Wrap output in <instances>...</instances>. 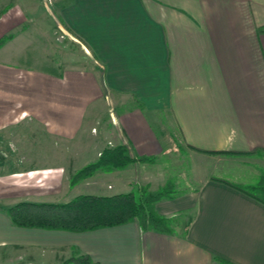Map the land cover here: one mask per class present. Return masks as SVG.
<instances>
[{
	"label": "crops",
	"instance_id": "crops-1",
	"mask_svg": "<svg viewBox=\"0 0 264 264\" xmlns=\"http://www.w3.org/2000/svg\"><path fill=\"white\" fill-rule=\"evenodd\" d=\"M0 7L11 21L40 19L42 7L77 50L74 64L54 62L56 51L36 64L30 45L17 56L25 33L0 31L9 35L0 46V188L19 190L11 204L0 193L2 264H63L83 255L97 264H264V205L225 182L245 183L211 175L155 204L172 220L169 234L135 222L82 233L27 229L5 214L61 194L7 181L51 172L58 178L49 185L60 183L74 138L94 143L92 162L116 146L132 159L154 160L104 174L113 176L112 195L158 189L148 167L169 138L164 119L169 143L192 155L195 181L213 156L207 152H264V0H0ZM48 37L49 45L50 30ZM19 122L26 134L13 128ZM8 139L15 158L6 155ZM59 151L65 160H52Z\"/></svg>",
	"mask_w": 264,
	"mask_h": 264
},
{
	"label": "rangeland",
	"instance_id": "rangeland-1",
	"mask_svg": "<svg viewBox=\"0 0 264 264\" xmlns=\"http://www.w3.org/2000/svg\"><path fill=\"white\" fill-rule=\"evenodd\" d=\"M5 7L9 8L11 6H5ZM8 8L3 9V7H0V31L4 29L6 31V29L9 26L11 27L10 30L15 29L16 32H20L22 34L25 33V37L19 39L16 43L17 44L16 47H18L16 48L17 52L19 48L20 49L22 48L23 51L19 49L22 55L25 50L24 47L30 45L31 46L30 53H32L38 59L37 62H34L36 64H38V62L39 64L45 63V57L46 59L48 58L47 60H50L51 57L48 51H53V52L56 51L55 57L54 58L52 57L54 62L56 61L58 62L62 60L67 61L69 64L71 63L74 64L77 62L76 48H74V46L72 45L69 46L70 44H67L66 42V41H70L71 38L70 35H67L62 30H59L58 28L59 24H57L58 23L57 21L48 20L49 17H46L45 19L43 16L47 15V13L46 11H44L42 7L39 11L40 12L39 14L43 15L42 18L37 20H21V21H11L7 19L3 20L4 16L10 11ZM48 9L49 6H47V10ZM50 10L54 12L53 7H51ZM49 30L53 32V38H52L53 42L52 44L48 45V43H50L49 42L50 39L48 37ZM8 39H9V35L5 37L0 36V46ZM20 53L18 52L17 55L18 57H20L19 55ZM25 53H27V50H25ZM42 94H44L43 91ZM42 94L40 97H44ZM37 100L39 101L40 99L37 98ZM7 103H9L10 105H15L16 108L18 109L26 108V106H28L26 101L19 102V104L18 102L15 101L7 102ZM44 104L45 102L41 100L40 105L43 106ZM151 119L152 118H150V120ZM163 121L165 123L166 134H168L169 138L166 139L167 143H164L162 155L158 157L154 165L148 167L149 170L151 171V174L156 176L155 180H157V182L154 185H156L158 189L154 190V189H148L143 186L142 187L136 186L133 188L134 190L144 189L147 192H155L157 190H160L165 185L171 184V189H172L171 193L174 196H176L179 195L181 192H189L190 190L195 188V186L198 184V181L200 179H203L204 177H208L209 175H211L214 178L230 181L233 183L252 184L259 178L261 173L264 172V152H254L251 153L250 155H243V156L213 155L209 157L210 159L207 161L206 165H202V168L203 169L206 168V171L203 169L201 170L198 169L197 173H199L200 175L198 174L199 177L196 178L197 181H195L194 174L192 172V165L189 163L190 157L192 155H189V153L185 149L179 147L177 143L172 144V141L171 143H169L170 142L169 140H171L170 138H172V132L166 125L167 120L164 119ZM25 122H27L26 119ZM25 122H19L13 128H15L17 132L22 131L24 134H26L27 132H25V130L27 129V127L25 126L26 124ZM19 135H21V132H19ZM9 142H10L9 139L5 141L6 155L8 157L15 158L16 155L18 154L17 149L16 148L9 149V145H8ZM23 143L24 146L32 145V143H29L28 140L23 141ZM93 144L94 143H91L92 145L91 146L90 144H88V142H83L77 140L76 138H74V140L69 142L68 170L67 172L65 171L63 173L62 175L63 177L61 179L62 181L60 183L51 186L49 185L48 182L50 181L51 176L53 177V180L58 178L56 177L57 176L56 174H53L51 172L49 173L41 172L35 175L31 174L28 177L23 178V182L20 180L21 183H19L18 181L19 179H16L17 181H7V182L8 184L14 183V184L27 185V186H31V185L43 186L44 188H48L45 189L47 191H50V189H55L53 190V192L57 191L60 188L63 190L60 195L40 198L34 200L35 202L65 203L78 195L103 196V195H112L114 193H117L118 190L116 188V184H114L115 182L113 181V176L104 175L107 173H103L101 171L96 172L92 177L88 179L78 182L73 187L69 186V182L75 173H77L80 169L86 167L88 164L93 163L92 155L93 154L96 155ZM36 146H38V144H36ZM54 151L56 150L54 149L53 152ZM85 152H86V156L84 157ZM16 159L21 160V157H17ZM61 159L65 160V156L63 155L62 158V156L60 155V151L54 154V156H52V160H61ZM11 168L12 166L10 168L8 167L7 170ZM67 184H68V189L65 187ZM108 184L114 185L115 188L111 191L107 190ZM18 192L19 190L16 188L15 189L0 188V193L3 194L4 197H8L6 198V203L8 204L15 203L17 201L16 199L18 198H15L17 196L14 195H17ZM0 264H2V262H0Z\"/></svg>",
	"mask_w": 264,
	"mask_h": 264
},
{
	"label": "trees",
	"instance_id": "trees-1",
	"mask_svg": "<svg viewBox=\"0 0 264 264\" xmlns=\"http://www.w3.org/2000/svg\"><path fill=\"white\" fill-rule=\"evenodd\" d=\"M264 33V27L260 28ZM209 155L243 156L238 152H207ZM136 162L152 163V158H130L124 146L104 148L97 160L73 175L69 186L92 177L96 172L120 171ZM227 185L244 193L264 205V172L252 184ZM171 184L155 192L135 189L130 193L112 196L78 195L65 203L21 202L5 211L13 225L20 228H37L48 231L82 233L103 228H112L129 223H137L142 231L159 234L172 232V220L159 215L155 204L170 200ZM64 264H97L88 256H80Z\"/></svg>",
	"mask_w": 264,
	"mask_h": 264
}]
</instances>
